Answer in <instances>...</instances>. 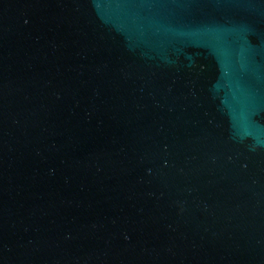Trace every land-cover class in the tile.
<instances>
[{
  "label": "water",
  "instance_id": "1",
  "mask_svg": "<svg viewBox=\"0 0 264 264\" xmlns=\"http://www.w3.org/2000/svg\"><path fill=\"white\" fill-rule=\"evenodd\" d=\"M0 264H264V0H0Z\"/></svg>",
  "mask_w": 264,
  "mask_h": 264
}]
</instances>
